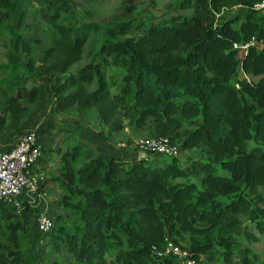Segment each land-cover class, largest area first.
Returning <instances> with one entry per match:
<instances>
[{
	"label": "trees",
	"instance_id": "trees-1",
	"mask_svg": "<svg viewBox=\"0 0 264 264\" xmlns=\"http://www.w3.org/2000/svg\"><path fill=\"white\" fill-rule=\"evenodd\" d=\"M93 1L40 0L34 14L47 27L50 46L37 62V40L18 36L23 68L40 84L0 98V152L11 151L25 127L51 112L93 109L109 134L124 130L126 121L140 128L150 121L148 138L167 137L206 160L151 165L142 154L105 157L75 130H57L61 141H71L58 150L66 191L60 203L79 217L71 228L61 225L62 248L50 247L70 255L72 264H175L156 259L151 249L180 232L191 235L193 258L203 264L200 255L211 243L200 246L196 237L217 233L230 260L244 219L264 232V17L255 20L252 10L264 0H232L249 13L219 25L204 14L220 12L224 0H180V10L163 18L118 23L106 30L94 62L72 72L91 35L102 30L76 9ZM13 6L14 0H0V26ZM254 36L261 46L240 59L234 44ZM108 68L122 70L118 94L109 89ZM239 70L246 78L237 88ZM25 223L24 213L0 200V264H28Z\"/></svg>",
	"mask_w": 264,
	"mask_h": 264
},
{
	"label": "rangeland",
	"instance_id": "rangeland-1",
	"mask_svg": "<svg viewBox=\"0 0 264 264\" xmlns=\"http://www.w3.org/2000/svg\"><path fill=\"white\" fill-rule=\"evenodd\" d=\"M180 0H94L76 7L78 11L88 12L91 19L102 27V30L94 33L89 38L82 60L72 67L71 71H77L84 65L94 62L96 54L99 51L101 43L105 38L106 30L114 27L118 23L140 18L144 20L163 18L169 13L177 12ZM40 0H14V6L8 11L0 26V98L7 94L10 90L17 86H23L31 89L40 84L33 76L29 75L23 68L22 61L25 54L17 49L18 36H31L37 41L33 45L32 57L37 62L40 60L44 51L50 46L49 31L42 21L34 14L35 10L41 5ZM23 13H27L24 23L20 26V19ZM192 14V11L184 12ZM249 13L242 6H235L232 0H224L223 8L216 14L205 13V19L208 24L219 25L223 21L238 17L240 21L244 20ZM255 20L260 21L264 14L260 12L253 13ZM240 23L235 26L239 27ZM261 45L258 44L257 47ZM109 89L113 94H118L122 85V70L117 68H108L106 71ZM246 78L243 70H239L236 74L233 85L238 81ZM239 88V87H237ZM93 90L94 87H90ZM2 99V98H1ZM0 106H4V102L0 101ZM151 122L147 123L150 126ZM136 127L134 122L126 121L125 129L120 132L112 133L109 144H117L121 142L123 147L126 144L133 143L134 140L147 137L148 127ZM185 126L191 128L186 122ZM61 128H71L75 130L80 137L89 139L92 144L94 137L100 140L103 135L102 128L99 126V120L93 109L88 110L84 114H78L70 111L68 114L60 115L51 112L45 119L37 124L28 125L25 131L34 130L37 135H51L55 130ZM21 136V135H20ZM20 136L15 140L14 145L18 142ZM71 141L57 142L60 148L64 149ZM94 144V143H93ZM178 160L184 164L192 163L196 160H206L199 150H180ZM167 159V158H164ZM182 163V164H183ZM183 164V165H184ZM190 167L189 169H191ZM196 178V174H193ZM62 201V200H61ZM75 201V199H73ZM62 205V203L58 204ZM57 209L56 203L52 205ZM69 205H65L68 208ZM264 209V205H261ZM61 217L49 214L55 223V229L50 234H42L36 228L38 212L32 211L30 216L25 217L28 235L24 236L22 244L28 257V264H72V258L66 252L57 251V245L60 249L63 246L62 238L59 236V229L62 224L71 228L76 220H78V212L65 209ZM68 211V212H67ZM24 212V211H23ZM27 212V211H25ZM245 221V228L235 236L233 253L230 260H225L224 248L219 244V235L214 233L208 238L202 236L196 237V241L200 246L206 247L211 243L205 253L200 255L203 264H264V232H259L255 228V224ZM172 240H176L184 249L192 253L194 240L191 235L183 233H175L170 236ZM60 241V244L57 243ZM248 250L246 253L245 251Z\"/></svg>",
	"mask_w": 264,
	"mask_h": 264
},
{
	"label": "built area",
	"instance_id": "built-area-1",
	"mask_svg": "<svg viewBox=\"0 0 264 264\" xmlns=\"http://www.w3.org/2000/svg\"><path fill=\"white\" fill-rule=\"evenodd\" d=\"M255 12L264 14V1L255 4ZM257 44L256 37L234 44L242 59ZM141 154H154L165 158H176L180 153L179 145L172 144L167 137L140 138L132 143ZM43 156L42 147L34 130L25 131L11 151L0 152V200L15 208L21 214L24 205L21 198L24 193L38 194L42 182L40 174L34 173V167ZM37 228L42 234H49L55 229L52 217L46 212L37 216ZM152 254L158 260L170 259L175 264H199L193 254L179 243L167 238L163 248L152 247Z\"/></svg>",
	"mask_w": 264,
	"mask_h": 264
},
{
	"label": "crops",
	"instance_id": "crops-1",
	"mask_svg": "<svg viewBox=\"0 0 264 264\" xmlns=\"http://www.w3.org/2000/svg\"><path fill=\"white\" fill-rule=\"evenodd\" d=\"M103 135L100 140L94 137L92 144L89 142V139H84L86 142L90 143L93 147L97 149L98 152L103 154L105 157L110 156H121L125 158H132L139 155V152L133 147L132 141L129 144H126L125 147L118 142L115 144H109V140L112 134L108 133L106 126L101 127ZM58 131L55 130L49 134L37 135L39 144L43 148V156L39 160L38 164L34 167V173L40 174L42 177V182L40 186V191L38 194H28L24 193L21 201L24 205V216H30L32 211H37L38 214L41 212H46L48 214L56 215V217H61L66 208L60 204V201L64 199L66 191L62 185V164H61V154L58 153L60 148L57 145V142L60 140L57 136ZM94 143V144H93ZM67 147V146H66ZM65 149V148H64ZM143 155V154H142ZM165 157L147 155L146 159L151 165H166L169 160L164 159ZM181 162V160H179ZM183 163V162H181ZM56 203L58 206L57 209H54L55 206L52 205ZM27 211V212H25ZM68 212V211H67ZM37 228V224H36Z\"/></svg>",
	"mask_w": 264,
	"mask_h": 264
},
{
	"label": "water",
	"instance_id": "water-1",
	"mask_svg": "<svg viewBox=\"0 0 264 264\" xmlns=\"http://www.w3.org/2000/svg\"><path fill=\"white\" fill-rule=\"evenodd\" d=\"M144 158H146V154H143V155H142V159H144Z\"/></svg>",
	"mask_w": 264,
	"mask_h": 264
}]
</instances>
